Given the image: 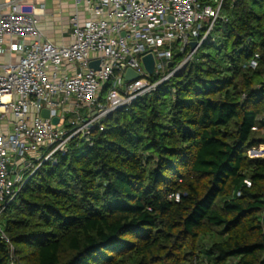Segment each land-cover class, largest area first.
Instances as JSON below:
<instances>
[{
	"label": "trees",
	"instance_id": "1",
	"mask_svg": "<svg viewBox=\"0 0 264 264\" xmlns=\"http://www.w3.org/2000/svg\"><path fill=\"white\" fill-rule=\"evenodd\" d=\"M222 15L182 72L40 166L0 264H264V0Z\"/></svg>",
	"mask_w": 264,
	"mask_h": 264
},
{
	"label": "built area",
	"instance_id": "2",
	"mask_svg": "<svg viewBox=\"0 0 264 264\" xmlns=\"http://www.w3.org/2000/svg\"><path fill=\"white\" fill-rule=\"evenodd\" d=\"M72 1L73 41L62 45L43 39L42 7L0 3V57L19 55L0 62V233L6 241L1 215L40 166L57 163L74 138L90 142L105 118L182 72L217 22L226 20L224 0ZM192 41L198 42L194 49ZM148 54L155 59L153 74L143 63ZM95 61L98 68L91 67ZM128 69L138 76L127 80Z\"/></svg>",
	"mask_w": 264,
	"mask_h": 264
},
{
	"label": "crops",
	"instance_id": "3",
	"mask_svg": "<svg viewBox=\"0 0 264 264\" xmlns=\"http://www.w3.org/2000/svg\"><path fill=\"white\" fill-rule=\"evenodd\" d=\"M9 0H0V3ZM34 4L37 8H43L38 16L39 31L44 40H49L56 45L69 44L73 41L71 18L75 12L72 0H20ZM8 10V9H7ZM81 18L86 17L84 10L80 12ZM18 54H6L0 57V62L17 61Z\"/></svg>",
	"mask_w": 264,
	"mask_h": 264
},
{
	"label": "water",
	"instance_id": "4",
	"mask_svg": "<svg viewBox=\"0 0 264 264\" xmlns=\"http://www.w3.org/2000/svg\"><path fill=\"white\" fill-rule=\"evenodd\" d=\"M197 45H198L197 41H192L191 42V48L192 49L196 48ZM143 63H144V66H145L146 70L150 74H153L154 73V69H155V59H154L153 55L152 54H148V55L144 56L143 57ZM98 65H99V61H95V62L91 63V67H94V68H98ZM137 76H138V73L135 72L132 69H128L127 72H126V79L127 80H132L133 78H135ZM42 115L44 117H46V118H49V116H50L49 110L44 109L42 111ZM53 122L54 123H58L59 122V118L58 117H54L53 118Z\"/></svg>",
	"mask_w": 264,
	"mask_h": 264
},
{
	"label": "rangeland",
	"instance_id": "5",
	"mask_svg": "<svg viewBox=\"0 0 264 264\" xmlns=\"http://www.w3.org/2000/svg\"><path fill=\"white\" fill-rule=\"evenodd\" d=\"M199 4H201V3H199ZM206 51L207 50H205V52ZM158 78H160V76H155L153 78V80H157ZM102 101L103 102L105 101L104 97L102 98ZM248 154H249L250 157H258V156L264 157V146L252 148V149L249 150Z\"/></svg>",
	"mask_w": 264,
	"mask_h": 264
}]
</instances>
